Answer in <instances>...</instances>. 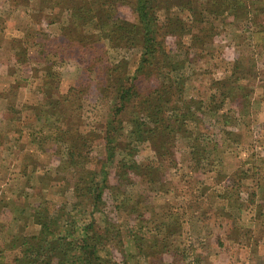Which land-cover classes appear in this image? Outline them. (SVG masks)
I'll list each match as a JSON object with an SVG mask.
<instances>
[{
	"label": "rangeland",
	"instance_id": "obj_1",
	"mask_svg": "<svg viewBox=\"0 0 264 264\" xmlns=\"http://www.w3.org/2000/svg\"><path fill=\"white\" fill-rule=\"evenodd\" d=\"M101 2L0 0V251L19 228L29 237L37 233L32 215L45 202L59 217L52 229L60 235L73 213H84L98 234L112 237L114 264L156 263L151 254H139L133 235L147 238L148 251L155 236L162 241L169 232L165 243L171 252L158 258L165 264H264V0L151 2L161 34L169 21L189 30L188 7L198 12L191 33L183 32L178 43L172 32L164 38L165 54L178 64L183 87L175 92V103H157L165 104L163 115L178 121L191 102L201 122H167L170 128L161 136L134 143L138 162L158 159L166 170L151 182L134 177L126 188L134 198L129 205L136 200L141 213L117 207L115 193L108 190L103 209L95 208L96 188L79 191L81 204L73 209L72 187L84 185L80 172L97 173L105 163L109 185L117 183V169L107 167L106 134L124 144V130L145 116L141 99L151 95L157 81H175L163 70L139 75L144 52L139 40L109 42L96 30L99 12L89 21L71 16L73 8H96ZM135 4L118 0L116 16L136 23ZM243 13L246 18L239 16ZM136 74L137 88L130 85ZM120 87H133L138 95L129 91L119 97ZM62 95L67 102L50 111L46 103ZM56 135L68 147H82L84 167L68 168L61 161L59 153L67 146ZM163 147L165 161L156 154ZM15 252H2L0 264L11 262Z\"/></svg>",
	"mask_w": 264,
	"mask_h": 264
},
{
	"label": "trees",
	"instance_id": "obj_2",
	"mask_svg": "<svg viewBox=\"0 0 264 264\" xmlns=\"http://www.w3.org/2000/svg\"><path fill=\"white\" fill-rule=\"evenodd\" d=\"M102 2L96 8L89 7L86 10L80 8H73L70 11L71 16L77 19H83L84 21H89L90 18L96 19L95 16L90 17V15L97 14L98 21L96 30L111 43H116L117 45L127 42L128 40H139V44L143 49V53L139 58V65L137 73L143 75H151L153 76V72H159L157 75H160L166 71V76L169 77L170 74H174L175 81L172 82L173 79L169 78V83L163 84L158 83L157 88L153 90L151 95L144 96L142 103L140 106H143L145 109V116L140 117V120L133 119L130 127L124 130L125 133H122L123 136H127L126 142L122 144L120 141H113L115 135H110V133L106 134L105 137L107 140V167L108 168H116L115 180L117 183L109 185V177L110 169L106 171L103 168L105 163H102V167L97 173H89L86 176V173L80 172L79 181L80 183H75L73 185V189L75 190V203L73 205V209H77V206L81 204V201L78 200L83 194H78L79 191L83 193H89L94 188L98 189L99 192L93 198V204H96L95 208H102L104 204L103 195L105 190H108L112 193H115L112 200L116 203L117 207H123L125 209L129 206V213H141L140 208H138V202L136 200L129 205V201L134 199L131 195L128 197L126 192V188L128 189L134 182V177H145L148 182L155 181L159 179V174H162L161 171L165 169L162 168L163 165H160V161L158 159L153 161H148L146 163H140L136 160L135 155L137 154V148L134 143L138 141H145L148 138L152 140L153 137L161 136V132H165L167 128L169 129L170 124L167 122H181L182 126H187L188 120L191 118L195 119V122L200 123L201 119L198 113L191 112V102L187 101V111L183 115H175L177 117L185 118L187 121L169 119L172 118L167 114H164V103L172 102L175 103V92H180L182 89L183 79L182 76L179 75L180 69L177 68L178 64L176 62L171 61L170 58L167 59V55L165 54L164 48V38L166 35L173 33L176 39V43H178L179 39L183 32H190L196 23V19L198 17V12L194 9L193 12L191 8L188 7V11L190 13L189 17L192 20V26L188 27L189 30H185L186 28L182 27V24L176 21H169L166 25L168 31L166 33L161 34V30L163 27L158 28L155 22V18L152 17L151 11V2H155V0H135V13H136V23H129L128 21L120 19V17L116 16V7L118 0H114L109 3V6L106 8L102 7V5L106 4L105 0H101ZM181 8V7H180ZM244 15H239L240 17L246 18ZM164 25V26H165ZM131 38V39H130ZM195 41H200L198 36L194 34ZM136 42V41H135ZM126 44V43H125ZM191 44L190 46H194ZM64 48V46H63ZM65 48H70L69 44L66 43ZM82 62V61H81ZM83 63V62H82ZM136 74L132 78V82L130 85L137 88L136 83L138 82V77ZM180 76L181 79H177L176 76ZM137 81V82H136ZM182 83V84H181ZM117 91V95L121 97L122 95L128 94L129 91L131 94L138 95L137 91L133 87H128L123 91V89H119ZM134 95V97H136ZM130 97V96H129ZM140 98V97H138ZM137 98V99H138ZM56 101H50L46 103L49 110L56 111L62 106L63 103L67 102L68 99H65V96H58ZM132 100H129L130 103ZM164 103H157V102ZM147 105V107H146ZM181 105V104H180ZM122 106L116 108L115 111H120ZM47 114H49L48 110H45ZM168 116V117H166ZM175 117V118H177ZM147 121H146V119ZM167 118V120H166ZM62 120V119H61ZM111 124L110 122L107 124ZM181 130V127H179ZM60 130V129H58ZM61 131V130H60ZM69 133V131H66ZM161 133V134H160ZM65 134V131H62V135ZM65 137V136H64ZM57 141L61 140L63 144L67 146L66 151L64 153H59L61 161L65 162L67 167L70 166L76 168L84 167L83 160L85 157L84 150L81 146L77 147L76 145L70 143L71 146L68 147L66 140H62L61 135H56ZM69 140L70 138L67 137ZM195 146V145H194ZM168 151H165V147L157 149L156 154L157 157L164 159V154H167ZM171 153V152H170ZM193 155L196 154V150L192 151ZM116 156H120L118 162H114V158ZM163 159H161L163 161ZM194 160L196 162L200 161L198 157H195ZM165 161V159H164ZM74 169V171H75ZM71 170H73L71 168ZM113 170V169H112ZM166 171V170H165ZM98 174L100 176L99 181H95V175ZM95 176V177H94ZM94 178V179H93ZM83 181V182H82ZM120 198L119 203H117V198ZM72 212V210H71ZM79 214V213H78ZM74 214L67 221L65 228L63 229V235H60V232L53 231L56 226L57 220L59 217L57 215L52 214L50 210V206L45 202H40L34 208L33 213V221L35 224L39 226L37 233L31 237L25 235L23 230L19 228V232H15L12 235L10 240H8L6 244V248L3 251H0V254L3 252H8L11 250H15L14 257L11 262L4 264H114L113 263V254L111 251L112 241L114 240L112 237L101 236L95 230V226L92 223L87 224V221H84V218L87 216L81 214ZM84 217V218H83ZM137 220H143L142 216L136 214ZM93 221V220H92ZM109 222V227H111V222ZM53 226V229H52ZM21 229V230H20ZM167 232V231H166ZM170 233L162 237V241H158L157 236H155V240L151 245L148 251H144V246L147 244V238H143V236H139L134 234L133 237L137 241V248L139 254H145V258H149V254L151 257L155 258L156 263L153 264H165L158 260L161 258V253H170L171 249L169 245L165 243V240L169 238ZM143 246V247H142ZM147 246V245H146ZM151 251V253H150ZM158 252V253H157ZM149 260V259H148ZM126 264V260L124 263Z\"/></svg>",
	"mask_w": 264,
	"mask_h": 264
}]
</instances>
